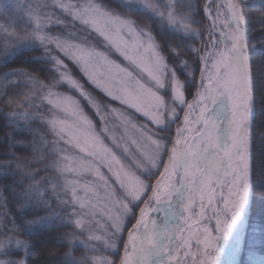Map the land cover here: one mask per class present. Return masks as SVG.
Returning <instances> with one entry per match:
<instances>
[{"label": "snow or ice", "instance_id": "snow-or-ice-1", "mask_svg": "<svg viewBox=\"0 0 264 264\" xmlns=\"http://www.w3.org/2000/svg\"><path fill=\"white\" fill-rule=\"evenodd\" d=\"M257 47L248 0H0V264H264Z\"/></svg>", "mask_w": 264, "mask_h": 264}, {"label": "trees", "instance_id": "trees-1", "mask_svg": "<svg viewBox=\"0 0 264 264\" xmlns=\"http://www.w3.org/2000/svg\"><path fill=\"white\" fill-rule=\"evenodd\" d=\"M248 3L252 6L253 10H256L259 9L261 5H264V0H248ZM253 14L258 15V13H256L255 11L253 12ZM255 54L257 57L264 55V48L257 47ZM23 58L24 57L21 56L18 59H23ZM252 218L253 220H264V200L257 199L254 202ZM53 247H55V245H53Z\"/></svg>", "mask_w": 264, "mask_h": 264}]
</instances>
